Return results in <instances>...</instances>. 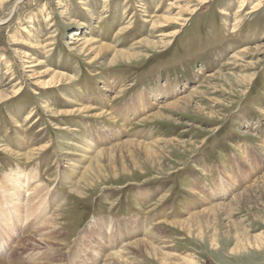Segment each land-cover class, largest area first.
Returning <instances> with one entry per match:
<instances>
[{
  "label": "rangeland",
  "instance_id": "obj_1",
  "mask_svg": "<svg viewBox=\"0 0 264 264\" xmlns=\"http://www.w3.org/2000/svg\"><path fill=\"white\" fill-rule=\"evenodd\" d=\"M1 1L0 264H264V0Z\"/></svg>",
  "mask_w": 264,
  "mask_h": 264
},
{
  "label": "bare ground",
  "instance_id": "obj_2",
  "mask_svg": "<svg viewBox=\"0 0 264 264\" xmlns=\"http://www.w3.org/2000/svg\"><path fill=\"white\" fill-rule=\"evenodd\" d=\"M1 1V0H0ZM2 2V1H1ZM200 2V1H199ZM201 4V3H200ZM241 7H243V5L245 4H243V1H241ZM254 8V10L255 9H257L258 8V5H256V6H254L253 7ZM109 47L108 46H102V47H100V49H108ZM128 56H130V53L128 52H117V51H113V61L115 62V61H117V60H121V59H123L124 57L125 58H128ZM134 58V57H133ZM60 76V77H59ZM57 78V81H60V80H62L64 77L63 76H61V75H53V77H51L50 78V80L48 81V83H51L52 81H54V79H56ZM57 86V85H56ZM45 88V87H44ZM3 95H0V99H2L3 97H2ZM183 99V98H182ZM188 100V99H187ZM169 107H178V104L177 103H174V104H172V105H170ZM155 118H156V120H157V118L159 119L160 117H161V115L159 114V113H156L155 114V116H154ZM145 147L146 148H148L152 153L154 152V150L152 149L153 147H151V145H149V144H146L145 145ZM151 154V153H150ZM8 186V185H7ZM7 191H8V189H6ZM4 198H6V197H3V199ZM1 204V203H0ZM0 207H2V204L0 205ZM1 210V209H0ZM1 211H3V210H1ZM6 212V211H5ZM2 213V212H1ZM3 216H5V215H3ZM27 217H30L29 215L27 216ZM110 227L108 226V228H107V231H110V229H109ZM148 235V234H147ZM151 242H153V241H151ZM148 243V239L146 240V241H144L143 239L142 240H138V241H136V242H133V243H131V245L130 246H134V247H137L136 249H138V248H146V247H148L149 245L147 244ZM152 246V245H151ZM146 250V249H145ZM156 251H155V248L154 247H150V250L148 251V253L150 254V255H152V256H156V253H155ZM115 256V255H114Z\"/></svg>",
  "mask_w": 264,
  "mask_h": 264
}]
</instances>
